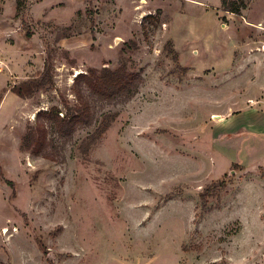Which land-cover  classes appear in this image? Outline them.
Here are the masks:
<instances>
[{"label": "rangeland", "instance_id": "1", "mask_svg": "<svg viewBox=\"0 0 264 264\" xmlns=\"http://www.w3.org/2000/svg\"><path fill=\"white\" fill-rule=\"evenodd\" d=\"M243 1L0 0V264H264V0ZM122 64L132 99L49 129L52 161L20 150L77 75Z\"/></svg>", "mask_w": 264, "mask_h": 264}, {"label": "trees", "instance_id": "2", "mask_svg": "<svg viewBox=\"0 0 264 264\" xmlns=\"http://www.w3.org/2000/svg\"><path fill=\"white\" fill-rule=\"evenodd\" d=\"M220 9L224 13L241 16L242 11L246 9V3L243 0H220ZM171 54L176 60V52L171 51ZM47 82H51L49 59L39 77L14 85L10 91L22 100L29 99L44 89ZM142 82L139 73L128 71L123 64L116 69L105 67L99 70L89 69L86 74L77 75L72 86L75 104L69 107L64 100L65 113L62 116L57 108L38 112L35 115L34 125L30 126L21 137L20 150L29 152L33 156L54 160L53 154L48 152L51 148V142L47 138L49 129L63 141L71 139L78 129L90 127L94 123V103L128 102L137 93ZM114 119V114H106L102 118L95 131L80 145L82 153H87L89 147L103 136Z\"/></svg>", "mask_w": 264, "mask_h": 264}, {"label": "bare ground", "instance_id": "3", "mask_svg": "<svg viewBox=\"0 0 264 264\" xmlns=\"http://www.w3.org/2000/svg\"><path fill=\"white\" fill-rule=\"evenodd\" d=\"M262 50H263V52H264V45H263V49H262ZM4 232H5V231H4Z\"/></svg>", "mask_w": 264, "mask_h": 264}, {"label": "crops", "instance_id": "4", "mask_svg": "<svg viewBox=\"0 0 264 264\" xmlns=\"http://www.w3.org/2000/svg\"><path fill=\"white\" fill-rule=\"evenodd\" d=\"M7 81H8V80H7ZM4 88H6V87H4ZM4 90H6V89H4ZM7 93L9 94V92H7ZM7 93H6V94H7Z\"/></svg>", "mask_w": 264, "mask_h": 264}]
</instances>
